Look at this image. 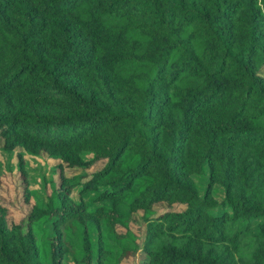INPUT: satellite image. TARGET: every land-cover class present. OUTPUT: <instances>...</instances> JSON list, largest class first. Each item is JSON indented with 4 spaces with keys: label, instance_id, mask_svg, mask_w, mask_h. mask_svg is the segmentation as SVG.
<instances>
[{
    "label": "trees",
    "instance_id": "obj_1",
    "mask_svg": "<svg viewBox=\"0 0 264 264\" xmlns=\"http://www.w3.org/2000/svg\"><path fill=\"white\" fill-rule=\"evenodd\" d=\"M0 136L59 159L0 264H264V0H0Z\"/></svg>",
    "mask_w": 264,
    "mask_h": 264
},
{
    "label": "rangeland",
    "instance_id": "obj_2",
    "mask_svg": "<svg viewBox=\"0 0 264 264\" xmlns=\"http://www.w3.org/2000/svg\"><path fill=\"white\" fill-rule=\"evenodd\" d=\"M3 139L0 136V204L8 209L9 222H17L23 218L31 209L34 200L43 204L46 200V194L50 191L49 179L57 180V173L54 172V165L59 161L58 158L49 157L46 153L39 156L23 154L25 160V168L27 169L28 190L33 198L25 197V180L23 179L17 167L19 149L6 151L1 148ZM102 164V161L96 163L93 168ZM68 172V171H67ZM208 168L205 166L204 172L201 175H196L195 180L200 192L204 190L207 182ZM212 194L218 199L223 195V189L220 185L214 184ZM75 195V193H74ZM165 206L164 202H159L155 205L156 209H161ZM175 207L181 205L174 204ZM130 228L137 234L142 235L144 224L141 217V211L133 214V221L129 224ZM121 230H124L122 228ZM145 258L143 253H138L136 256L125 257L122 264H135ZM64 264H82L73 261L70 255H64ZM93 264V263H92Z\"/></svg>",
    "mask_w": 264,
    "mask_h": 264
}]
</instances>
